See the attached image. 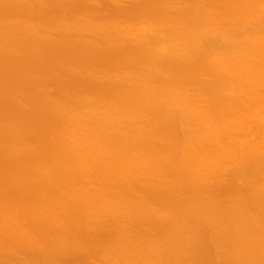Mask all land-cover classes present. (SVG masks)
<instances>
[{
  "label": "bare ground",
  "instance_id": "bare-ground-1",
  "mask_svg": "<svg viewBox=\"0 0 264 264\" xmlns=\"http://www.w3.org/2000/svg\"><path fill=\"white\" fill-rule=\"evenodd\" d=\"M0 264H264V0H0Z\"/></svg>",
  "mask_w": 264,
  "mask_h": 264
}]
</instances>
